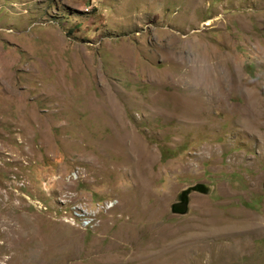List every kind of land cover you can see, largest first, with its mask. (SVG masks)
Wrapping results in <instances>:
<instances>
[{"label": "rangeland", "instance_id": "obj_1", "mask_svg": "<svg viewBox=\"0 0 264 264\" xmlns=\"http://www.w3.org/2000/svg\"><path fill=\"white\" fill-rule=\"evenodd\" d=\"M263 185L264 0H0V264H264Z\"/></svg>", "mask_w": 264, "mask_h": 264}, {"label": "built area", "instance_id": "obj_2", "mask_svg": "<svg viewBox=\"0 0 264 264\" xmlns=\"http://www.w3.org/2000/svg\"><path fill=\"white\" fill-rule=\"evenodd\" d=\"M114 201L112 208L114 206ZM72 208H78V217H71L70 212H67L69 219L74 223L79 225L81 228H93L95 227L103 214H106L111 209H105V201H95L91 204H76Z\"/></svg>", "mask_w": 264, "mask_h": 264}, {"label": "bare ground", "instance_id": "obj_3", "mask_svg": "<svg viewBox=\"0 0 264 264\" xmlns=\"http://www.w3.org/2000/svg\"><path fill=\"white\" fill-rule=\"evenodd\" d=\"M209 102V101H208ZM249 111V110H247ZM247 115V114H246ZM126 136V135H125ZM262 143V142H261ZM112 203H108V204H105V209H108L109 206H111ZM72 210V208H71ZM72 216L71 217H78V208H73L72 212H71Z\"/></svg>", "mask_w": 264, "mask_h": 264}, {"label": "trees", "instance_id": "obj_4", "mask_svg": "<svg viewBox=\"0 0 264 264\" xmlns=\"http://www.w3.org/2000/svg\"><path fill=\"white\" fill-rule=\"evenodd\" d=\"M166 154L164 153V156H165Z\"/></svg>", "mask_w": 264, "mask_h": 264}, {"label": "water", "instance_id": "obj_5", "mask_svg": "<svg viewBox=\"0 0 264 264\" xmlns=\"http://www.w3.org/2000/svg\"><path fill=\"white\" fill-rule=\"evenodd\" d=\"M263 188H264V185H263Z\"/></svg>", "mask_w": 264, "mask_h": 264}]
</instances>
